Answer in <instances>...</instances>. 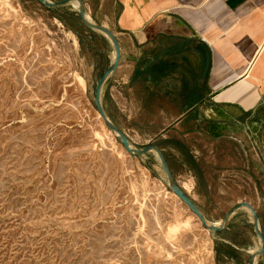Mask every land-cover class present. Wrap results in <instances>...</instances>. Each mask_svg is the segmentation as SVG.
<instances>
[{
  "label": "rangeland",
  "instance_id": "374dc122",
  "mask_svg": "<svg viewBox=\"0 0 264 264\" xmlns=\"http://www.w3.org/2000/svg\"><path fill=\"white\" fill-rule=\"evenodd\" d=\"M74 12L0 0V264H247L257 239L245 209L209 232L172 195L154 153L131 156L106 134L93 102L106 43L85 33ZM128 124L121 122L133 145L144 146ZM191 149L186 165L170 162L205 218L218 224L245 200L264 233L257 156L231 143ZM225 241L243 250L225 257Z\"/></svg>",
  "mask_w": 264,
  "mask_h": 264
},
{
  "label": "crops",
  "instance_id": "0c3cea01",
  "mask_svg": "<svg viewBox=\"0 0 264 264\" xmlns=\"http://www.w3.org/2000/svg\"><path fill=\"white\" fill-rule=\"evenodd\" d=\"M82 1L118 40L102 101L107 110L112 99L118 117L107 112L128 138L121 122L161 147L173 176L170 158L186 165L204 141L231 143L264 166V0ZM95 35L108 65L112 48Z\"/></svg>",
  "mask_w": 264,
  "mask_h": 264
},
{
  "label": "water",
  "instance_id": "95a60500",
  "mask_svg": "<svg viewBox=\"0 0 264 264\" xmlns=\"http://www.w3.org/2000/svg\"><path fill=\"white\" fill-rule=\"evenodd\" d=\"M37 1L47 9H54L65 6L67 4H73V2H75L76 10L81 23L88 30L102 36L108 41L113 51V58L109 62L107 67L104 69V71L98 77L93 93L94 106L98 111L104 124L111 130L113 135L119 140V142L123 145L124 149L131 156H141L143 158H147L148 153L150 152L154 153L163 171L166 186L172 192H174L184 204L187 205L190 211L193 212L196 215V217L199 219L203 227H205L209 232L212 233L213 231L220 232L225 230L228 227L231 218L236 214V212L240 209H245L250 215L251 222L253 224L254 235L257 239L256 249L247 251L249 253L247 264H257L258 259L264 255V233L261 227L260 217L255 207L250 202L245 200L235 201L225 210L218 224L209 222L205 218L201 210L197 207L195 202L187 195L184 189L175 180L173 173L169 167L168 161L161 147L156 143L147 144L141 147L133 145V143L127 137V135L115 124V122L108 114L102 101V89L107 79H109L112 76L117 66L119 60V54H120L119 43L113 31H111L107 26L91 20V18L86 13V9L82 0H37ZM227 242L230 243L234 248L243 250L242 248L236 246L235 244L229 241Z\"/></svg>",
  "mask_w": 264,
  "mask_h": 264
},
{
  "label": "trees",
  "instance_id": "16d2710c",
  "mask_svg": "<svg viewBox=\"0 0 264 264\" xmlns=\"http://www.w3.org/2000/svg\"><path fill=\"white\" fill-rule=\"evenodd\" d=\"M227 249L226 250H220L218 249L219 252H222L224 255L226 256H231V255H234L235 252H236V249L232 248L231 246L229 245H226Z\"/></svg>",
  "mask_w": 264,
  "mask_h": 264
},
{
  "label": "bare ground",
  "instance_id": "6f19581e",
  "mask_svg": "<svg viewBox=\"0 0 264 264\" xmlns=\"http://www.w3.org/2000/svg\"><path fill=\"white\" fill-rule=\"evenodd\" d=\"M73 6H75L76 7V3L75 2H73V4H72ZM97 113H98V111H97ZM98 116L100 117V115H99V113H98ZM100 119H101V117H100ZM101 121L103 122V120L101 119ZM104 123V122H103ZM106 126V125H105ZM107 127V126H106ZM105 131H106V134L109 136V137H112L113 135H112V132H111V130L107 127V129H105ZM172 192V191H171ZM173 194V196L175 197V198H178V196L174 193V192H172ZM179 199V198H178ZM179 201H180V199H179ZM157 213V212H156ZM194 214V213H193ZM195 215V214H194Z\"/></svg>",
  "mask_w": 264,
  "mask_h": 264
},
{
  "label": "flooded vegetation",
  "instance_id": "af4514ba",
  "mask_svg": "<svg viewBox=\"0 0 264 264\" xmlns=\"http://www.w3.org/2000/svg\"><path fill=\"white\" fill-rule=\"evenodd\" d=\"M227 245L231 246L232 248H234L230 243H228L227 241H225ZM227 249V247H226ZM235 249V248H234ZM226 257V255H224Z\"/></svg>",
  "mask_w": 264,
  "mask_h": 264
}]
</instances>
